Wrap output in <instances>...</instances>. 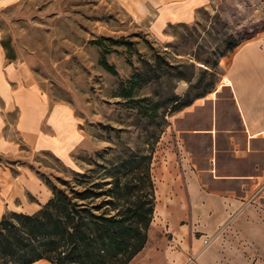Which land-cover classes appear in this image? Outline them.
Returning <instances> with one entry per match:
<instances>
[{"label": "rangeland", "instance_id": "1", "mask_svg": "<svg viewBox=\"0 0 264 264\" xmlns=\"http://www.w3.org/2000/svg\"><path fill=\"white\" fill-rule=\"evenodd\" d=\"M220 10L228 24L213 18ZM147 25L117 0L0 6L8 60L25 63L49 97L70 105L79 121L83 139L72 152L78 172L94 170L95 179L110 183L105 169L111 163L149 154L147 143L153 142L155 206L143 250L152 256L164 245L175 252L191 236L187 168L218 193H241V178L264 173V141L243 136L230 88L222 85L221 63V53L232 52L225 51L226 29L264 27V0H217L193 22L169 26L159 38ZM124 91L127 98L120 95ZM189 91L200 96L178 111L166 107L167 98ZM20 159L57 186L59 178L74 177V170L47 153L25 149ZM190 258L187 252L184 264Z\"/></svg>", "mask_w": 264, "mask_h": 264}, {"label": "crops", "instance_id": "2", "mask_svg": "<svg viewBox=\"0 0 264 264\" xmlns=\"http://www.w3.org/2000/svg\"><path fill=\"white\" fill-rule=\"evenodd\" d=\"M16 1L0 0V6ZM117 1L134 19L147 21L148 31L158 37L169 26L193 22L217 0ZM221 63L222 85L230 88L243 136L264 141V31L242 41ZM82 139L72 107L53 101L25 63L8 60L0 35V159L8 161L0 162V215L33 214L52 196L30 162L20 159L25 149L47 153L78 171L72 152ZM187 169L191 236L175 252L164 245L146 256L144 247L130 264H184L187 252L190 264H264V173L241 178V193H218L204 188L196 172ZM206 237L211 240L203 244Z\"/></svg>", "mask_w": 264, "mask_h": 264}, {"label": "trees", "instance_id": "3", "mask_svg": "<svg viewBox=\"0 0 264 264\" xmlns=\"http://www.w3.org/2000/svg\"><path fill=\"white\" fill-rule=\"evenodd\" d=\"M213 18L228 24L222 10ZM261 31L264 27L226 29L225 51ZM120 95L129 96L125 91ZM199 96L189 91L182 98L169 97L166 107L178 111ZM147 144L149 154L131 153L105 169L111 174L110 183L95 179L94 170L59 178L61 186L44 180L52 191L47 202L33 214L9 212L0 221V264H32L40 259L51 264H128L147 243L155 206L150 174L153 142Z\"/></svg>", "mask_w": 264, "mask_h": 264}, {"label": "built area", "instance_id": "4", "mask_svg": "<svg viewBox=\"0 0 264 264\" xmlns=\"http://www.w3.org/2000/svg\"><path fill=\"white\" fill-rule=\"evenodd\" d=\"M207 241H208V239H207V238H205V239H204V244H205V243H207Z\"/></svg>", "mask_w": 264, "mask_h": 264}, {"label": "bare ground", "instance_id": "5", "mask_svg": "<svg viewBox=\"0 0 264 264\" xmlns=\"http://www.w3.org/2000/svg\"><path fill=\"white\" fill-rule=\"evenodd\" d=\"M206 238H207V239H209V241L211 240V239H210V238H208V237H206ZM204 239H205V238H203V241H202V242H203V244H204Z\"/></svg>", "mask_w": 264, "mask_h": 264}]
</instances>
